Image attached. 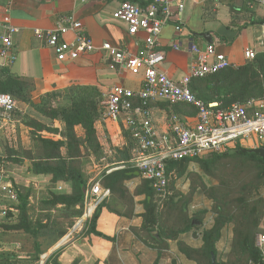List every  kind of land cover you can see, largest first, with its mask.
<instances>
[{
	"label": "crops",
	"instance_id": "obj_1",
	"mask_svg": "<svg viewBox=\"0 0 264 264\" xmlns=\"http://www.w3.org/2000/svg\"><path fill=\"white\" fill-rule=\"evenodd\" d=\"M124 2L140 6V3L150 4L152 0H0V23L10 24L16 29L12 49L16 61L8 70L13 77L29 83L30 87L25 92L29 101L37 104L44 95L60 93L73 86L92 87L102 97L101 105L105 109V96L112 87L120 86L134 91L141 88V74H130L114 65L109 54L98 50L102 44L110 43L134 55L142 52L145 36H130L126 26L113 18L114 12ZM67 15H73L82 24V30L92 40L95 50L76 61L62 63L55 59L53 51L35 32L54 28L57 20ZM174 19L181 31L177 32L175 24H170L164 27L159 39V50L165 55L161 70L173 81L179 82L189 76L195 60L192 46L201 49L207 45L215 46L216 52L224 55L232 67L247 62V50L255 54L264 53L262 0H184L183 11L174 12ZM150 107L160 127L171 114L180 116L188 123L195 122V109L161 101L151 103ZM26 117L46 128L56 129L50 125L52 120L36 112L29 102L15 100L11 113L0 111V143L11 149L18 148V145L25 150L32 149L31 129L25 125ZM96 128L102 154L101 158L91 156L85 161L83 173L88 185L98 181L103 172L116 171L119 165L129 167L132 157L130 136L121 119L115 122L105 117L104 110ZM57 130L63 131L62 128ZM45 132L48 131L40 135L46 139L62 140L56 132L51 131L53 136ZM256 142L255 138H250L240 146L255 149L261 146ZM89 165L98 169L93 181L86 173ZM190 172L198 174L206 186L216 184L202 173L196 163H190L184 175H170L175 190L188 193L190 180L187 173ZM11 173L12 183L28 188L31 195L39 194L45 198L48 191L70 192L67 183L53 184L49 176L32 174L27 160L14 164ZM141 179L135 172V177L125 183L131 194L141 184ZM144 200L143 195L134 198V215L129 218L118 217L104 208L96 225V231L102 237L87 234L88 222L95 210L90 201L84 200V214L80 218H61L57 211H51L49 219L42 221L46 228L37 237L41 252L38 264L48 260V264H52V260L57 264H195L179 252L178 246L179 243L194 249L202 246V234L212 227L214 221L211 201L197 190L188 205V215L191 217L205 211V216L199 221L194 220L193 228L176 240L166 241V249L160 251L135 233L142 227ZM105 201L112 205L110 195ZM41 212L37 208L38 216ZM11 239L15 254L28 255L33 252L34 239L29 235L13 233ZM231 239L232 226H227L216 244L219 260H223L230 251Z\"/></svg>",
	"mask_w": 264,
	"mask_h": 264
},
{
	"label": "trees",
	"instance_id": "obj_2",
	"mask_svg": "<svg viewBox=\"0 0 264 264\" xmlns=\"http://www.w3.org/2000/svg\"><path fill=\"white\" fill-rule=\"evenodd\" d=\"M147 5L148 3H140L141 7ZM29 87V83L13 77L8 69L0 71V94H8L14 101L29 102L36 112L52 121L61 119L64 130L51 131L60 134L62 140L53 141L42 137L40 133L50 131L49 128L26 117L25 125L31 129L33 148L25 150L18 145V148L11 149L5 145V159L12 164L29 161L32 174L49 176L53 184L67 183L70 185V192L48 191L39 202L38 210L42 214L33 218L29 203L31 190L16 188L17 214L11 221L0 224V232L29 235L34 239L33 252L28 255L3 254L0 256L3 264L39 263L41 252L37 237L46 228L42 221L49 219L51 211H57L61 218L82 217L88 186L83 167L88 158H101L102 154L96 124L105 109L101 105L102 97L95 88L73 86L60 93L46 94L34 104L25 95ZM189 89L196 99L205 104L219 103L223 109L233 103L263 99L264 53L256 54L253 60L242 66H230L203 79H192ZM59 99L65 100L66 105L59 106L56 103ZM179 105L194 109L190 105ZM129 149H132V145ZM242 149L237 146L228 153L211 154L191 161L168 162V195L164 199L143 178L131 194L125 183L135 177V170L125 168L111 173L103 172L98 181L102 188L109 190L112 205L105 201L95 208L88 222L87 234L102 237L96 231V225L104 208L118 217H132L134 198L143 195V223L135 233L156 249L164 250L167 247L166 241L176 240L193 228L194 220L199 221L205 216L206 212L203 211L189 217L187 211L194 194L200 190L212 203L213 225L203 232L200 248L194 249L179 243V252L195 264L259 262L260 252L255 246V240L257 235L264 232V199L259 196V190L264 186V159L254 153H242ZM190 163H196L202 173L216 184L206 186L198 174L190 172L187 173L190 180L188 193L182 194L175 190L170 175H184ZM227 226H232L230 251L223 260H219L216 244ZM48 262L49 260L44 264ZM51 262L57 264L53 260Z\"/></svg>",
	"mask_w": 264,
	"mask_h": 264
},
{
	"label": "built area",
	"instance_id": "obj_3",
	"mask_svg": "<svg viewBox=\"0 0 264 264\" xmlns=\"http://www.w3.org/2000/svg\"><path fill=\"white\" fill-rule=\"evenodd\" d=\"M183 9L184 0H152L145 7L124 2L114 12L113 18L126 26L130 36H145L142 52L134 55L110 43H104L98 49L109 54L114 65L132 75H142L138 91L115 86L105 96V117L115 122L123 121L132 145L129 167L119 165L115 169L135 170L163 199L168 195V162L228 153L250 138H255L264 147V98L233 103L223 109L219 103L205 104L196 99L189 89L192 79H203L230 67L227 58L218 54L215 46L207 45L203 49L192 46L195 60L190 74L179 82L161 70L165 55L159 50L160 36L164 27L170 24H175L177 32L181 31L179 24L174 23V12L181 13ZM15 33L12 25L0 23V71L9 69L16 61L12 51ZM35 35L44 40L58 62H73L95 50L92 40L82 30V24L73 15L60 17L54 28L36 31ZM255 56L253 51L245 52L247 61ZM159 101L192 106L196 111L195 122L188 123L171 114L160 127L150 107L151 103ZM14 108V99L8 94H0V111L8 114ZM6 179L0 165V198L5 196L17 203V191ZM109 195V190L95 181L87 186L85 200L96 208ZM255 246L260 252L259 262L249 261L248 264H264V232L257 235Z\"/></svg>",
	"mask_w": 264,
	"mask_h": 264
},
{
	"label": "rangeland",
	"instance_id": "obj_4",
	"mask_svg": "<svg viewBox=\"0 0 264 264\" xmlns=\"http://www.w3.org/2000/svg\"><path fill=\"white\" fill-rule=\"evenodd\" d=\"M56 103L62 107L66 105V101L62 100V99L57 100ZM53 104H54V102H53ZM50 125L52 126V128H56V129L62 128V130H64V128H63L64 123L59 118L54 120V121H51ZM49 130L50 131H48L47 133L45 132L46 135L53 136V133H51V129H49ZM3 136L5 138V135H3ZM256 144L260 145L258 142H256ZM7 146H5V144L2 142L0 143V163H3V165L2 164H0V165L2 166V168L4 169V171L6 173V178H7L6 181L8 183H10V182L12 183V177H11L12 173L11 172L14 169V164L7 162L5 159V156H6L5 150H6ZM259 147H261V146H259ZM259 147H257V148H259ZM86 170H87L86 173L88 174L89 179H91V181H93V179L96 177L98 169H95L91 165H89V167H87ZM11 183H10L11 187H13L15 189L17 186L21 187V185H16V184H13V183L11 184ZM259 196L262 199H264V186L261 187V189L259 190ZM41 198H43L41 195L34 194V193L30 196L29 203H30V206L32 208L31 215L33 216V218H36L38 216L37 208L39 206L38 203L40 202ZM16 205H17L16 203L12 202L11 200H9L5 196L0 198V224L9 222L16 216V214H17L16 210H15ZM263 227H264V225H263ZM12 234L13 233L0 232V256L3 254L14 253L13 252L14 249L12 248L13 245L11 242V240H12L11 235ZM0 264H3L1 260H0Z\"/></svg>",
	"mask_w": 264,
	"mask_h": 264
},
{
	"label": "water",
	"instance_id": "obj_5",
	"mask_svg": "<svg viewBox=\"0 0 264 264\" xmlns=\"http://www.w3.org/2000/svg\"><path fill=\"white\" fill-rule=\"evenodd\" d=\"M242 153H246V152H249V153H254V154H257L259 155L262 159H264V147H259V148H255V149H242L241 150ZM139 173L136 172V175H138ZM156 235V233H155ZM215 264V263H213Z\"/></svg>",
	"mask_w": 264,
	"mask_h": 264
}]
</instances>
